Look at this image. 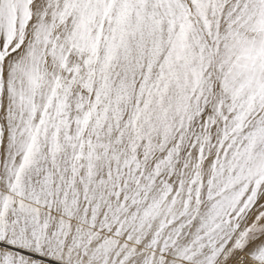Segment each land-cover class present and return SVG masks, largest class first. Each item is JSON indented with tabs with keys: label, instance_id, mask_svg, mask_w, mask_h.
Wrapping results in <instances>:
<instances>
[{
	"label": "snow or ice",
	"instance_id": "1",
	"mask_svg": "<svg viewBox=\"0 0 264 264\" xmlns=\"http://www.w3.org/2000/svg\"><path fill=\"white\" fill-rule=\"evenodd\" d=\"M0 264H264V0H0Z\"/></svg>",
	"mask_w": 264,
	"mask_h": 264
}]
</instances>
